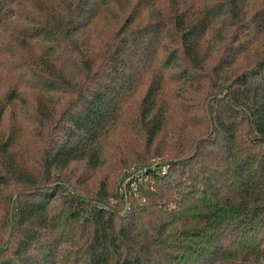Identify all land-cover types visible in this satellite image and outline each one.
<instances>
[{
	"label": "trees",
	"instance_id": "16d2710c",
	"mask_svg": "<svg viewBox=\"0 0 264 264\" xmlns=\"http://www.w3.org/2000/svg\"><path fill=\"white\" fill-rule=\"evenodd\" d=\"M115 1L0 0V264H264V1L132 0L94 29ZM30 91L50 126L32 164L1 128ZM131 98L157 160L123 193L75 189Z\"/></svg>",
	"mask_w": 264,
	"mask_h": 264
},
{
	"label": "rangeland",
	"instance_id": "374dc122",
	"mask_svg": "<svg viewBox=\"0 0 264 264\" xmlns=\"http://www.w3.org/2000/svg\"><path fill=\"white\" fill-rule=\"evenodd\" d=\"M131 1L132 0H117L112 4H109L108 7H105V9L101 11L94 22V29L100 32H105L104 30L106 28L110 30L118 26V24L122 22L123 16L126 15L128 10L130 9ZM140 20L142 21L143 18H140ZM5 37L6 34L1 33L0 31V45L2 44L3 40H8L5 39ZM4 55L5 54L2 49L0 53V71H6L10 67L9 63L2 62V59L4 60ZM2 79V84L3 82L4 84L0 86V91L7 88V85L9 84L8 77H3ZM28 94L29 95L24 97V101L22 102L25 108L24 111L22 110L23 107H21V103L15 101V103L10 106L11 111L8 112L3 118L1 128L4 135H7V133H9L11 127L13 126L12 124L18 125L20 144H18L16 149H18L23 155L26 156L29 164H32V158L35 157L36 153L42 146L41 138L43 135L49 132L50 126L48 125V123H45L43 121L39 123L34 113H29V111L35 109V106H37L36 101L38 99L36 97V94L31 93V91ZM56 96L57 97L51 98V100H46L47 106L51 104L52 106H50L49 108L55 109L54 118H56L57 111L59 110V108H61L64 99H66L65 96ZM132 98L131 100L129 99L124 105L126 113L121 118L122 123L120 125L123 129L117 127L114 131H112L102 146V150L106 155L102 167H100L96 172L93 173L88 172L89 169H82L79 164H72V166H76V169L78 171V173L74 177H71L69 180L71 181L72 187H74L75 189L82 191V188L75 181V178L77 176L79 179L80 177L89 178L87 179V186L91 189H96V187L98 186V181L103 177H107L108 183L106 185V189L108 191L119 190L120 193H123L124 183L131 180L132 175H134L135 173L134 170H138L141 168V162L151 160L150 164H154V162L152 161L157 160L156 157L147 158V155L149 153H145L144 142L141 140V137H136L131 132L132 128L130 127V114L132 113V111H134ZM12 114H14L15 117H13ZM152 150L153 146L150 147L149 152H151ZM133 161L136 162L130 166L128 171H117V167L127 165ZM3 196H5V199L7 200L8 196H10V190L6 189L2 197Z\"/></svg>",
	"mask_w": 264,
	"mask_h": 264
}]
</instances>
